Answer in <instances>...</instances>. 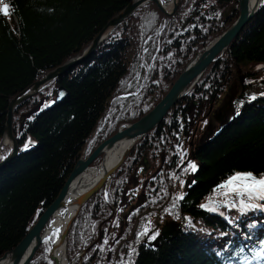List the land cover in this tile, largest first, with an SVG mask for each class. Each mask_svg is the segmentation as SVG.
Returning a JSON list of instances; mask_svg holds the SVG:
<instances>
[{
  "label": "trees",
  "instance_id": "obj_1",
  "mask_svg": "<svg viewBox=\"0 0 264 264\" xmlns=\"http://www.w3.org/2000/svg\"><path fill=\"white\" fill-rule=\"evenodd\" d=\"M130 1L4 0L13 11L7 18L0 15V157L9 151L2 144L9 100L80 55ZM236 7L235 0H180L168 16L148 1L120 22L89 58L15 110L18 155L0 169V256L19 243L58 196L81 154L87 157L121 123L134 122L150 111L196 52L235 21ZM237 70L245 76L242 97L237 84L233 111L218 127L211 112L228 94L230 84L237 82ZM261 93L264 0L220 59L208 65L187 96L134 146L107 191L101 187L83 204L67 232L69 260L121 264L123 257V264L129 259L134 264H245L248 257L250 264H256L251 257L264 240V210L240 216L235 209L222 207L212 213L199 205L234 172L264 174ZM253 95L256 98L250 99ZM209 123L215 125L210 133ZM29 138L33 146L22 151ZM181 152L186 153L183 163ZM159 154L164 157L161 162ZM144 155L148 165L136 178L134 169ZM100 161L98 157L92 165ZM189 161L198 166L196 172H184ZM136 190L144 193L139 201ZM179 193L185 194L184 199L173 214L166 213ZM104 220L101 238L94 243ZM149 220L153 231L168 221L181 227L175 239H160L157 246L147 236L137 241V233ZM249 224L255 227L250 229ZM55 238L53 232L45 238L29 264H53L50 247ZM132 248L138 254L130 258Z\"/></svg>",
  "mask_w": 264,
  "mask_h": 264
},
{
  "label": "water",
  "instance_id": "obj_2",
  "mask_svg": "<svg viewBox=\"0 0 264 264\" xmlns=\"http://www.w3.org/2000/svg\"><path fill=\"white\" fill-rule=\"evenodd\" d=\"M148 1L154 2L163 14L171 16L177 10L180 0H170V2L166 4H163L161 0H131L121 11L108 20L88 46L83 49L80 55L51 69L45 73L43 77L32 82L9 100L2 135V144L8 146L9 151L5 156L6 158L0 161V169L18 155L19 145L13 133V113L15 110L27 99L36 95L49 82L57 79L61 75L67 73L75 65L89 58L120 22L128 18L138 7ZM235 1L237 3L236 9L238 12L235 21L223 33L213 38L200 51L196 52L194 57L191 58L183 68L167 93L150 111L134 122L121 123L117 131L100 142L87 157H84V152L81 154L58 196L43 210L36 222L31 226L19 243L0 256V261L6 260L5 263L0 262V264H29L42 241L45 239L48 223L51 222L53 216L58 213L62 214L60 218L62 227L56 239L51 243L50 258L53 260V264H73V262L69 260L66 251L67 232L83 204L101 187L104 186V191H107L115 171L121 166L134 146L139 143L150 130L160 124L172 106L187 96L198 83L208 65L220 59L231 41L239 35L244 25L259 11L260 0ZM237 74V82L235 84H239L241 87V93L239 94V98H241L245 86V76L241 74L240 70H237ZM230 98L228 102H230ZM220 126L221 124L219 123L218 127ZM115 150L118 152L114 156L113 152ZM98 157H101V161L96 166H93L94 160ZM91 168L98 169L99 174L91 184L81 189L82 181ZM113 211V208H111V212ZM106 220L99 225V232L94 243L100 240L102 235L101 226ZM159 225L160 224H157L156 227ZM180 227L181 223L176 221L163 223L160 225L157 239L154 240L152 244L157 246L158 244L156 242L160 239H164L165 241L175 239ZM91 246L92 245L83 249L79 255H84ZM58 249L62 251L65 263L56 256L55 252Z\"/></svg>",
  "mask_w": 264,
  "mask_h": 264
},
{
  "label": "snow or ice",
  "instance_id": "obj_3",
  "mask_svg": "<svg viewBox=\"0 0 264 264\" xmlns=\"http://www.w3.org/2000/svg\"><path fill=\"white\" fill-rule=\"evenodd\" d=\"M13 9L10 7L9 3L4 2V0H0V15L7 18L10 17ZM61 96L63 93L60 94ZM264 95V93H261ZM256 97L253 95L250 99H255ZM54 103V101H53ZM243 103V102H241ZM49 105H45L48 107ZM239 114V109H237V115ZM34 142L31 138L25 142L22 151H27L31 146H33ZM185 152H181V163H183V158ZM6 157H0V159H5ZM197 165L189 161L187 166L184 168V172H196ZM179 179V177H175ZM181 185H183V181H180ZM184 193H179L173 197V202L170 208L164 209V211L168 214H173L174 211L178 208V202L184 199ZM219 196L222 199L217 200L215 197ZM264 174L256 175L252 172H234L226 179L221 181L216 187L213 189V195L210 196L205 203L199 205L200 208L205 209L212 213L220 212L222 207L227 208L229 210L235 209L238 211L240 216L247 215L249 211L252 210H264ZM223 215V213H220ZM175 218L179 219L178 212L175 213ZM188 221V225L191 226L190 218H185ZM231 222V221H230ZM248 227L251 229L255 227L254 224H249ZM151 232V235L149 233ZM59 233V229H56L54 235ZM159 235V230L153 231L151 220L143 227L141 232L137 233V241L147 236L149 241H154L157 239ZM222 235H226V233H222ZM107 240H105V244ZM261 247L253 252L251 257L252 261H256V264H264V240L259 242ZM100 247V246H98ZM227 247V245H226ZM244 251L243 248L238 249V253H242ZM136 249L132 248L128 253V256L131 258L134 255H137ZM221 255L222 253H217ZM245 264H250L248 257H244ZM121 264H123V257L121 258ZM128 264H134V260L129 259Z\"/></svg>",
  "mask_w": 264,
  "mask_h": 264
},
{
  "label": "rangeland",
  "instance_id": "obj_4",
  "mask_svg": "<svg viewBox=\"0 0 264 264\" xmlns=\"http://www.w3.org/2000/svg\"><path fill=\"white\" fill-rule=\"evenodd\" d=\"M227 92H228L227 95L225 93L224 94L225 96L224 95H223V97L221 96V101L219 103V106L217 108L215 107L214 110L211 112V114L213 115V119L215 120V125L219 124V122H220L219 120L221 118H223L222 120L224 122L227 119V117L230 116L231 111H233V101H234L235 96L238 92L237 85L234 83H231ZM230 96H231V98H230ZM229 98H230V102H228ZM206 124H208V123L205 121V125ZM209 124H211V123H209ZM215 125H214V127H215ZM214 127H212L210 131H212L214 129ZM210 131L208 133H210ZM177 140L179 142L180 137H178ZM194 141L196 142L197 139H195ZM195 144H197V143H195ZM159 157H160L159 161L161 162L164 159V157L162 154H159ZM147 165L148 164H147L146 155H144V157L141 159L140 163L137 164V166L135 167L134 172H133V176L137 178L138 174H141L145 171L144 169ZM181 192H182V189H181ZM135 193L137 195L138 201L144 195V193L141 190H136ZM163 223H165V222H162L161 225Z\"/></svg>",
  "mask_w": 264,
  "mask_h": 264
},
{
  "label": "bare ground",
  "instance_id": "obj_5",
  "mask_svg": "<svg viewBox=\"0 0 264 264\" xmlns=\"http://www.w3.org/2000/svg\"><path fill=\"white\" fill-rule=\"evenodd\" d=\"M117 152L118 151L115 150L113 152V155L115 156L117 154ZM98 174H99V170L98 169L91 168V170L89 171V173L83 179L80 188L82 189V188L88 186L89 184H91L97 178ZM61 215H62L61 213H58V214L54 215L53 218H52V220H51V222L48 223V228H47V231H46V234H45V238H47L52 232H55L56 229H59V232H60L61 227H62V224H61V221H60ZM55 254H56V256L59 259H61V261L63 263H65V259L63 258V254H62V251L60 249L56 250ZM5 261L2 260L0 262H4L5 263Z\"/></svg>",
  "mask_w": 264,
  "mask_h": 264
},
{
  "label": "flooded vegetation",
  "instance_id": "obj_6",
  "mask_svg": "<svg viewBox=\"0 0 264 264\" xmlns=\"http://www.w3.org/2000/svg\"><path fill=\"white\" fill-rule=\"evenodd\" d=\"M219 104H217V106H218ZM223 118H221L219 121H220V123H222V120ZM210 128H212V125L210 124ZM211 130V129H210ZM211 132V131H210Z\"/></svg>",
  "mask_w": 264,
  "mask_h": 264
}]
</instances>
